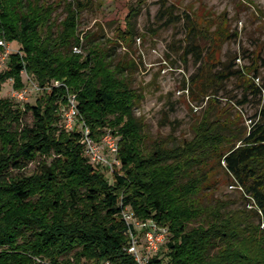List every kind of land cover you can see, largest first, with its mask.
Returning a JSON list of instances; mask_svg holds the SVG:
<instances>
[{
  "label": "trees",
  "instance_id": "obj_1",
  "mask_svg": "<svg viewBox=\"0 0 264 264\" xmlns=\"http://www.w3.org/2000/svg\"><path fill=\"white\" fill-rule=\"evenodd\" d=\"M87 6L69 2L55 32L53 4L0 0V43L21 46L0 72V89L13 80L23 90L26 73L44 92L24 109L0 99V264H138L127 251V209L169 231L167 244L146 264H264V111L242 136L226 137L220 132L224 125L206 119L183 147L155 144L148 151L134 117L140 95L121 76L123 67L112 66L96 49L74 53L76 47L86 51L79 20ZM139 13L131 10L123 40L134 37ZM186 22L193 42L185 55L195 53L201 61L207 37L190 16ZM71 97L95 141L108 131L119 139L121 168L113 183L86 157L83 133L62 124ZM30 112L34 125L23 127ZM214 154L243 191L247 209L199 201L206 184L199 169ZM39 159L36 172L24 173Z\"/></svg>",
  "mask_w": 264,
  "mask_h": 264
},
{
  "label": "rangeland",
  "instance_id": "obj_2",
  "mask_svg": "<svg viewBox=\"0 0 264 264\" xmlns=\"http://www.w3.org/2000/svg\"><path fill=\"white\" fill-rule=\"evenodd\" d=\"M42 1L57 7L51 20L56 32L67 16L66 5L73 0ZM81 1L88 3L79 20L80 35L85 37L86 51L82 50V54L89 48L96 49L107 56L112 66L123 67L121 76L140 95L134 117L142 126L148 151L155 144H162L168 150L183 147L194 139L206 119L224 125L220 132L226 137L244 135L261 119L264 111V0ZM137 8L140 13L133 20L134 37L123 40L120 33L127 30V17ZM186 16H190L207 37L201 61L195 53L185 55L189 43L193 42L187 38ZM20 49L18 43H8V48L0 53V72L7 69L9 56ZM222 74L225 78L216 77ZM23 80L24 88L20 91L14 88L13 80L7 81L0 89V99H9L21 109L27 104L36 105L44 92L26 73ZM18 93L24 98H18ZM33 125L34 117L30 112L24 116L22 126ZM81 126L78 118L73 130H81ZM65 130L72 131L66 127ZM226 148L228 151L229 147ZM40 161L29 163L24 173L36 172ZM199 172L206 175V184L199 196L203 206L224 201L230 203V209H247L249 203L244 201L243 191L234 184L218 155L214 154L201 165ZM103 173L114 182V173L108 169H103ZM205 220L206 217L192 223L190 228Z\"/></svg>",
  "mask_w": 264,
  "mask_h": 264
},
{
  "label": "built area",
  "instance_id": "obj_3",
  "mask_svg": "<svg viewBox=\"0 0 264 264\" xmlns=\"http://www.w3.org/2000/svg\"><path fill=\"white\" fill-rule=\"evenodd\" d=\"M0 45L5 49L8 48V43L6 42H1ZM74 53L82 54V49L76 47ZM17 97L23 99L24 95L18 93ZM78 118L79 112L76 100L71 97L69 107L64 112L66 129L73 131ZM80 131L83 133L85 155L90 163L114 173L121 166V161L119 160V139L108 131L102 140L97 142L91 137L89 128L84 124H82ZM123 218L129 225L130 239L127 251L138 264H146L151 257L157 255L167 244L169 231L166 227H161L153 220H139L130 209L123 212ZM101 264H110V262L104 261Z\"/></svg>",
  "mask_w": 264,
  "mask_h": 264
}]
</instances>
